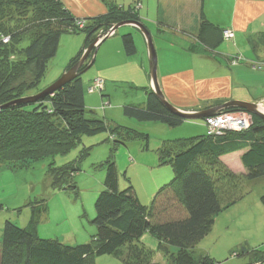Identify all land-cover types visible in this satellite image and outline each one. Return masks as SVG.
<instances>
[{"label":"trees","instance_id":"trees-1","mask_svg":"<svg viewBox=\"0 0 264 264\" xmlns=\"http://www.w3.org/2000/svg\"><path fill=\"white\" fill-rule=\"evenodd\" d=\"M106 1L109 6L106 15L86 18L87 29L80 31L77 23L82 18L75 17L62 0H0V170L48 156L65 155L82 136L107 132L114 146L125 145V139L131 136L122 126L110 124L103 117L87 115L86 93L108 96L104 80L100 89L88 91L94 76L84 82L81 74L34 101L21 100L36 96L48 87L36 90L56 55L62 33L80 31L85 34V40L80 52L64 68L60 67L63 69L60 73L78 61L99 29L107 33L109 27L126 19L140 21L133 5L125 7L115 0ZM223 31L203 17L197 39L213 49L221 43ZM115 35H119L116 30L108 38ZM121 40L124 54L135 56L137 49L132 33L122 34ZM23 42L28 44L22 47ZM248 44L253 48L257 43L248 39ZM85 65L86 62L80 70ZM253 67L258 70L264 65ZM139 89L144 91L146 99L142 103L124 104L125 117L139 122H159L171 128L187 121L171 112L151 88ZM251 118L249 129L243 132L210 135L206 129L204 135L164 140L158 150V162L170 165L172 177L155 192L149 205L140 202L136 188L129 181L120 188L118 168L110 154L102 163L105 176L90 221L95 227L91 241L74 245L39 237V232L48 231L42 221L48 207L39 200L27 204L31 215L24 227L7 219L3 222L0 264H93L95 257L102 255H115L121 264H158L153 256L161 251L167 264H221L206 253H198L196 246L209 234L225 206L224 183L236 179L221 157L241 153L245 177L250 181L264 178V121L256 115ZM145 140L148 141L147 136ZM130 160L133 159L129 157ZM78 171L79 167L74 164L50 163L46 173L49 188L76 191L73 179ZM170 176L162 170L159 180L164 182ZM260 201L264 206V195ZM146 233L155 238V248L143 242ZM168 247L175 251L168 254ZM239 253L248 257L245 264H260L264 260V252L259 250L248 251L242 247Z\"/></svg>","mask_w":264,"mask_h":264},{"label":"rangeland","instance_id":"rangeland-1","mask_svg":"<svg viewBox=\"0 0 264 264\" xmlns=\"http://www.w3.org/2000/svg\"><path fill=\"white\" fill-rule=\"evenodd\" d=\"M99 1L103 3L106 11L93 17L106 15L108 12V1ZM130 1L132 4L134 3V11L138 10L142 3H140L141 0H116L117 4H124L125 7ZM147 1L148 0H144V2ZM152 14L153 12L150 10V12L143 17L150 21L152 20ZM215 16L220 20L217 22L219 23V27L223 29L222 25L225 21V14L218 13L215 14ZM86 18L88 19L91 17L82 18V20L77 23L78 30L86 31L88 25ZM153 24L154 22L148 24V26H150H147L149 32L150 28L151 31L153 30ZM127 26L133 27V25L120 26L116 29V32L119 34L116 39L109 40L108 38L107 40L109 41L106 40L105 44H110L111 52L108 56L104 57L105 59H103L102 51L97 55L96 49L97 58L94 60L93 66L82 73L84 82H88V80L93 78V72L102 65V62H107L109 57L113 60L119 57L116 53V44L119 43L122 46L121 35L128 33L124 32L127 31L128 28L132 33L133 30L135 31V29ZM154 26L157 25L155 24ZM158 27H160V24ZM111 28L109 27L107 29V33H109ZM227 30L231 31L227 37H225L224 32H222V39L225 42L223 41L220 47L223 48H228L230 44L227 43V41H231L235 36L233 30ZM80 31L77 33L64 32L61 34L56 55L49 62L45 74L37 84L36 90H42L55 82L65 72L62 71L60 73V67L65 66L70 57L80 52L85 40V34ZM105 31L106 30L103 31V29H99L96 32V38L98 37L101 39L105 37L107 35ZM110 33L111 35L113 34V32ZM153 33L154 35L150 32L156 52L157 65L158 62L160 65L161 60H165V58L166 63H168L167 58H169V60L172 59L171 64L176 63V67L171 69L172 72H174L175 69L178 70L185 67H193L197 75H205V73L210 72V66L204 64L197 65L198 61L197 63L194 61L190 51L182 50L181 47L184 46H181V40L172 35L175 33L170 30H161L160 32L153 30ZM139 37L143 38L141 36ZM134 40L137 53L133 57L140 59L143 50L146 54V66L149 71V58L145 39H142L141 42H138L136 39ZM172 42L180 44H172ZM27 44L28 42H23L22 47H25ZM260 44L264 45V43ZM241 47L242 48L238 49V53H240L242 57L248 54L254 58L253 51L249 46L243 45ZM86 49L83 51L78 61L81 59ZM92 52L93 50L90 54ZM88 56L90 58L92 57L90 55ZM90 58L87 57L85 60V66H88L90 63ZM232 58L233 64L237 62V59H241L240 55L238 56L237 54H234ZM258 61L259 62L250 63L251 66H257L259 64L264 65V60L258 59ZM243 64L247 65L245 63ZM240 66L243 65L240 64ZM248 68V66L243 67V70H245L244 72L239 69V67L236 68V74L238 76L242 75L233 80L234 82L238 81L237 85L241 86L243 84L250 86V84L256 85L258 82L264 83V74L262 77L256 76V71L258 70L264 73V67L258 70L253 68L251 69L252 71ZM124 69L125 68L120 69V73H122ZM95 80H97L96 83H99L100 86L103 84V80L96 77L90 80L92 81L91 84H93ZM133 86L134 85L130 83V81L119 79L113 82H107L105 92L108 96H101L100 93H86L85 96L88 116L103 117L108 120L110 124L122 126L131 132V136H133H127L124 142L125 145L114 146L112 141L109 140V133L107 132L100 133L96 136H82L80 141H78L65 155L58 154L48 156L39 160L30 161L22 166L17 165L15 167L0 170V237L5 219L10 220L19 227H24L31 215V209L27 204L43 200L48 207L47 213L42 215V217L45 215L43 226L46 227L48 231L45 232L47 236L41 237H48L49 239L61 238L62 240H59L63 243L74 245L89 243V241H91V236L95 232V227L90 222L95 212V199L103 189L102 182L105 176V166H103L102 163L110 154L113 156L118 168L120 188L125 187L129 181L134 188H136V193L137 196L140 197V202L144 205L150 204L151 198L155 192L163 183L170 181L172 177L170 165L159 164L158 162V150L162 142L168 139L204 135L206 129L208 131L206 125V119L208 117L204 118V120H187L174 128L159 122H139L135 119L125 117L122 113V106L124 104L142 103L146 99L144 91L135 89ZM232 100L233 99L227 101ZM224 102L213 106L220 105ZM245 102L254 103L259 109H264V97H262L261 100ZM169 103L172 104L170 101ZM197 111L198 110L194 112ZM222 111L252 115L245 109L237 107L223 108L217 112ZM249 122L252 123V118ZM135 133H138L139 136L136 137ZM146 136L148 137L147 142L145 140ZM145 145H147V148ZM232 154L225 155V160L221 159V162L235 174L236 179L233 181L230 179L228 184L224 183V189L226 188L224 198L227 199L224 203L225 206L216 217L215 223L209 234L197 244L196 249L198 253H206L221 264H245L248 263V257L240 255L239 252L242 247H245L248 251L259 250L264 252V206L260 201V196L264 195V178L254 181L248 180L245 177L246 170L240 161L241 153ZM129 157L133 160L129 161ZM226 160L230 163L228 164ZM50 163H53L55 166L74 164L79 167V171L73 179L76 191L53 190L49 188L50 183L49 180H47L46 173ZM162 170L171 174L164 182L163 180H159L160 171ZM37 227L40 230V222ZM142 240L148 247L152 249L155 248L156 240L150 234L146 233ZM173 251H175L174 248H167L168 254ZM163 252L164 251L155 253L153 261L158 264H167ZM234 252H238L239 255L235 256ZM93 264H121V261L120 258L115 255H102L96 256L93 260ZM260 264H264V260L260 262Z\"/></svg>","mask_w":264,"mask_h":264},{"label":"crops","instance_id":"crops-1","mask_svg":"<svg viewBox=\"0 0 264 264\" xmlns=\"http://www.w3.org/2000/svg\"><path fill=\"white\" fill-rule=\"evenodd\" d=\"M62 2L78 18L93 17L106 11L103 3L99 0H62ZM140 3L138 15L146 28L148 24L154 22L153 30L157 32L170 30L175 34H169L181 40V46H184L181 47L182 50L190 51L194 61L196 63L198 61L197 65L204 64L211 67L210 72L205 73V75H197L193 67L175 69L172 72L171 69L176 67V63L171 64L172 59L167 58L168 63H166L165 58V60H161L160 65L158 62L159 85L165 98L172 105L182 111H196L231 99L256 101L264 97V83L258 82L256 85L250 84V86H247L242 84L239 86L237 85L238 81H233L242 76L236 74L237 67L244 72L243 67L248 66V69L251 70L254 67L250 63L259 62L258 59L264 60V45L260 44L264 43V0H148L147 2L141 0ZM130 4L133 5L134 3L132 4L130 1L128 5ZM150 10L153 14L152 20L149 21L143 16L148 14ZM218 13H224L226 16L222 25L223 29L233 30L235 36L231 41H227L230 44L228 48L220 47L224 41L223 39L213 49L207 48L197 39L199 24L201 19L205 17L219 27L217 22L220 20L215 16ZM155 24L157 26H154ZM159 24L160 27H158ZM127 27L135 29V31L133 30L132 33L128 28L124 32L132 33L133 38L138 42L144 40L143 35L137 28L134 26ZM153 30L151 31L150 28V32L154 35ZM117 36L115 35L111 39H116ZM261 38L263 41L259 42L258 40ZM248 39L254 40L257 44L250 48L247 44ZM105 43L104 41L101 42L97 48V55L102 51L103 59L111 52L110 44ZM172 44L180 43L172 42ZM243 45L249 46L253 51L254 58L248 54L242 57L238 53V49L242 48ZM116 47V53L119 57L114 60L109 57L107 62H102V65L93 72V76L104 80L106 86L107 82L122 79L130 81L138 89L141 87L151 88L145 52L142 50L140 59H137L127 57L119 43L116 44ZM190 48H193V51L189 50ZM234 54L240 55V58L244 61L240 60L233 64L232 56ZM240 64L243 66H240ZM122 68L125 69L120 73L119 70ZM263 74L259 70L256 71L257 77H262ZM225 157L223 156L221 159L225 160ZM227 163L230 162L227 161ZM43 234V232H40L41 236H46ZM58 239L62 240L61 238ZM196 251L198 252L197 249Z\"/></svg>","mask_w":264,"mask_h":264},{"label":"water","instance_id":"water-1","mask_svg":"<svg viewBox=\"0 0 264 264\" xmlns=\"http://www.w3.org/2000/svg\"><path fill=\"white\" fill-rule=\"evenodd\" d=\"M123 25H133L136 27L141 34L143 35L145 39V43L147 46L148 51V58H149V75L151 80V87L153 92L155 93L156 97L174 114L181 117L184 120H196V119H204L206 117H210L217 113L220 109L228 108V107H237L245 109L247 112L251 113L252 115L258 116L260 119L264 121V113L258 108V106L254 103H249L245 101H226L220 105L212 106L207 109L198 110L197 112L194 111H182L176 108L174 105L170 104L169 101L165 98L159 83H158V77H157V60H156V52L153 45L152 37L150 32L147 30V28L138 20H124L121 21L115 25L112 26L110 32H114L118 27ZM109 34H107L103 38H96L86 49L85 53L81 57V59L74 64L71 68H69L67 71H65L55 82H53L50 86L42 90L39 94L36 96L30 97V98H23L22 101H34L46 94H49L53 92L54 90L60 88L64 84L72 81L77 76L81 75L84 71L90 68V66L94 63L95 55H96V49L98 48L99 44L103 42L106 38L109 37ZM93 50L92 57L90 59V63L86 68L83 70H80L82 65L84 64L85 60L87 59L90 52ZM20 100V101H21Z\"/></svg>","mask_w":264,"mask_h":264},{"label":"built area","instance_id":"built-area-1","mask_svg":"<svg viewBox=\"0 0 264 264\" xmlns=\"http://www.w3.org/2000/svg\"><path fill=\"white\" fill-rule=\"evenodd\" d=\"M224 36L229 35L230 30H224ZM109 34V33H107ZM111 35V33L109 34ZM97 80L91 86H89L88 91L92 92L96 88H101ZM251 115L247 113H234L229 111H222L206 119V125L208 127V134L221 135L226 131H245L249 128Z\"/></svg>","mask_w":264,"mask_h":264},{"label":"bare ground","instance_id":"bare-ground-1","mask_svg":"<svg viewBox=\"0 0 264 264\" xmlns=\"http://www.w3.org/2000/svg\"><path fill=\"white\" fill-rule=\"evenodd\" d=\"M260 110L264 113V109L260 108ZM230 132V131H229Z\"/></svg>","mask_w":264,"mask_h":264},{"label":"clouds","instance_id":"clouds-1","mask_svg":"<svg viewBox=\"0 0 264 264\" xmlns=\"http://www.w3.org/2000/svg\"><path fill=\"white\" fill-rule=\"evenodd\" d=\"M217 113H219V112H217ZM217 113H215V114H217ZM215 114H214V115H215ZM212 116H213V115H212ZM251 116H252V115H251Z\"/></svg>","mask_w":264,"mask_h":264}]
</instances>
